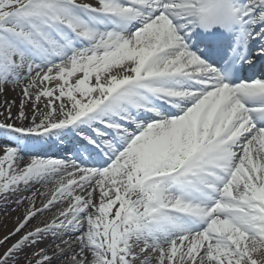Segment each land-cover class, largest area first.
<instances>
[{
    "label": "snow or ice",
    "instance_id": "snow-or-ice-1",
    "mask_svg": "<svg viewBox=\"0 0 264 264\" xmlns=\"http://www.w3.org/2000/svg\"><path fill=\"white\" fill-rule=\"evenodd\" d=\"M0 96V264H264V0H0Z\"/></svg>",
    "mask_w": 264,
    "mask_h": 264
},
{
    "label": "bare ground",
    "instance_id": "bare-ground-1",
    "mask_svg": "<svg viewBox=\"0 0 264 264\" xmlns=\"http://www.w3.org/2000/svg\"><path fill=\"white\" fill-rule=\"evenodd\" d=\"M18 91L19 90H17V92L9 91L7 93V98L10 100L13 98L16 99L17 104H18L19 99H20L19 95L17 94ZM4 99H5L4 96H0V103H3ZM0 111H3V109H0ZM16 111H17V108L14 107L13 108V115L16 114ZM48 154L51 156L57 157V158H59L60 156L67 155V153H61L55 148L49 150ZM19 214H22V210L20 213H11L9 217H3L2 215H0V236L4 235L7 230L11 229L14 226V223H15L14 218L16 215H19ZM5 224H7V229L4 227Z\"/></svg>",
    "mask_w": 264,
    "mask_h": 264
}]
</instances>
